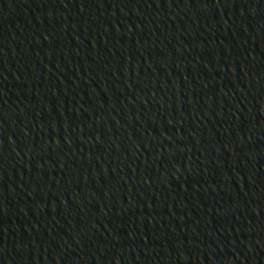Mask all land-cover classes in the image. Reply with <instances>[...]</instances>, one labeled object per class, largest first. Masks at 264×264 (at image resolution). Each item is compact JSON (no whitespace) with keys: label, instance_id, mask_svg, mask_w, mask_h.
Returning a JSON list of instances; mask_svg holds the SVG:
<instances>
[{"label":"water","instance_id":"95a60500","mask_svg":"<svg viewBox=\"0 0 264 264\" xmlns=\"http://www.w3.org/2000/svg\"><path fill=\"white\" fill-rule=\"evenodd\" d=\"M0 264H264V0H0Z\"/></svg>","mask_w":264,"mask_h":264}]
</instances>
